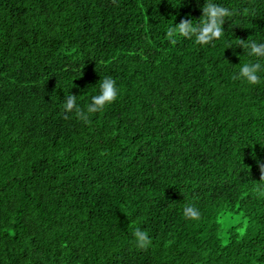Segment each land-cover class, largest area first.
Instances as JSON below:
<instances>
[{
  "label": "trees",
  "instance_id": "16d2710c",
  "mask_svg": "<svg viewBox=\"0 0 264 264\" xmlns=\"http://www.w3.org/2000/svg\"><path fill=\"white\" fill-rule=\"evenodd\" d=\"M204 2L0 0V264H264V80L226 49L264 42V0H215L236 15L214 46L170 43ZM104 76L114 103L64 112Z\"/></svg>",
  "mask_w": 264,
  "mask_h": 264
},
{
  "label": "clouds",
  "instance_id": "9594fccd",
  "mask_svg": "<svg viewBox=\"0 0 264 264\" xmlns=\"http://www.w3.org/2000/svg\"><path fill=\"white\" fill-rule=\"evenodd\" d=\"M182 3V0H181ZM202 17L199 20L190 17L174 23L167 27L166 38L176 44L181 38L194 41L201 47L214 46L217 40L224 35V25L227 18L236 15L234 9L223 7L215 0H205L202 6ZM242 48L247 52L248 62L239 63L240 67L235 72L234 79L245 83L248 86H258L264 80V42L239 40L235 46H226V49ZM98 94L93 95L86 107H81L77 100V95L70 92L64 95L63 110L66 114H74L77 120L89 123L92 116L102 112L109 105L114 103L121 94V89L116 80L110 76H104L96 84ZM264 173V164L261 165ZM261 187L264 188V176L261 177ZM186 219L199 221L201 219L200 210L193 204H188L183 210ZM222 222V221H221ZM133 243L138 249H147L152 244L149 233L140 227H133Z\"/></svg>",
  "mask_w": 264,
  "mask_h": 264
}]
</instances>
